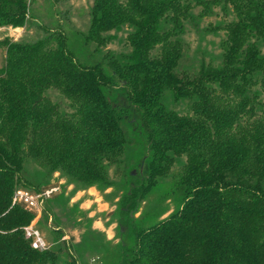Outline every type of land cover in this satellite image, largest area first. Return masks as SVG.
Instances as JSON below:
<instances>
[{"label": "trees", "instance_id": "trees-1", "mask_svg": "<svg viewBox=\"0 0 264 264\" xmlns=\"http://www.w3.org/2000/svg\"><path fill=\"white\" fill-rule=\"evenodd\" d=\"M45 1L51 14L62 0ZM34 2L0 0V28L38 18ZM206 18H218L201 32L219 53L191 58L184 35ZM39 26L32 42L0 41V264H78L60 233L31 247L34 212L13 193L44 191L55 172L115 189L111 171L130 239L119 264H264V0H93L79 55L57 21ZM112 31H125L127 52L105 49ZM132 142L146 170L134 182ZM169 184L162 199L179 207L151 224L134 217Z\"/></svg>", "mask_w": 264, "mask_h": 264}, {"label": "rangeland", "instance_id": "rangeland-1", "mask_svg": "<svg viewBox=\"0 0 264 264\" xmlns=\"http://www.w3.org/2000/svg\"><path fill=\"white\" fill-rule=\"evenodd\" d=\"M92 2L93 0H62L51 7L52 12L50 11L51 14H49L48 3L45 0H35L32 10L38 18L29 21L22 28L10 26L0 28V41L6 39L15 42H32L43 36L39 25L51 27V24L57 21L64 33L68 34L72 50L79 55L77 49L79 43L77 41L80 33L85 34L88 28ZM217 20L218 18H206L200 23L197 30L192 26L187 27L184 40L189 46L191 58L205 57L208 59L210 54L212 56L218 55L219 38L211 34L203 36L201 32L204 26ZM109 34L113 39L105 49L116 53L129 50L124 41L125 31H112ZM4 55V49L0 46V68L4 63ZM48 94L53 101H57L61 105L66 104V100L56 91H49ZM118 99L119 104H122V98L119 97ZM182 109H184L183 106ZM135 152H137V158L133 168L129 170L133 182L141 178L140 171H142V176L146 175V170L141 165L143 156H139V153L142 154L145 151H141V148L134 142L127 148V155H124V158L129 159ZM177 170L178 168L175 167V172ZM111 174L114 177L116 188L101 191L96 187H90L86 190L77 189L74 185L67 184L64 176L58 172L53 173L51 179H48L51 184L50 188L32 193L36 196L40 195L42 202L39 210L31 209L34 212V217L28 226H33L40 232L48 248L54 245L55 235L60 233L61 241L72 244L74 247L73 255L78 264H119L121 256L119 245L122 243L129 244L130 239L123 236L125 232L119 227V217L116 211V202L123 189L122 183L120 179H117L116 174H113V171ZM170 189L171 185L169 184V188L152 193L148 200L141 204L134 217H140L142 212L146 215L145 218L151 219V221L145 219L151 224L172 213L179 207L180 203L179 197L176 195L166 196V201H163L164 192L170 191ZM49 191L52 192L47 198L44 193ZM44 206H46L48 213L45 220H42Z\"/></svg>", "mask_w": 264, "mask_h": 264}, {"label": "built area", "instance_id": "built-area-1", "mask_svg": "<svg viewBox=\"0 0 264 264\" xmlns=\"http://www.w3.org/2000/svg\"><path fill=\"white\" fill-rule=\"evenodd\" d=\"M52 191L44 193V195L48 198ZM43 195V196H44ZM40 195H33L31 192H28L24 189L15 190L13 193V201L17 203H22L26 205V207L32 210H39L41 207V199ZM25 239L29 240L31 243V247L36 250H46L48 246L44 241L40 232L35 229L33 226H27L24 228Z\"/></svg>", "mask_w": 264, "mask_h": 264}, {"label": "water", "instance_id": "water-1", "mask_svg": "<svg viewBox=\"0 0 264 264\" xmlns=\"http://www.w3.org/2000/svg\"><path fill=\"white\" fill-rule=\"evenodd\" d=\"M133 174V173H132Z\"/></svg>", "mask_w": 264, "mask_h": 264}]
</instances>
